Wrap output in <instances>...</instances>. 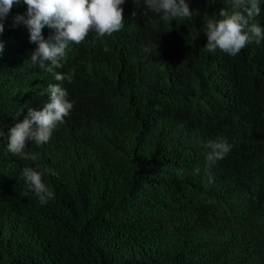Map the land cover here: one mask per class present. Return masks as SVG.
<instances>
[{"label":"trees","instance_id":"trees-1","mask_svg":"<svg viewBox=\"0 0 264 264\" xmlns=\"http://www.w3.org/2000/svg\"><path fill=\"white\" fill-rule=\"evenodd\" d=\"M185 2L191 19L165 22L125 0L120 31L69 44L54 73L75 69L73 83L31 64L28 30L13 27L26 5L12 7L0 33V264H264V40L207 52L206 22L227 0ZM56 83L69 115L28 143L36 160L10 153L8 130ZM216 137L231 149L209 165ZM25 167L53 190L46 204Z\"/></svg>","mask_w":264,"mask_h":264},{"label":"clouds","instance_id":"clouds-1","mask_svg":"<svg viewBox=\"0 0 264 264\" xmlns=\"http://www.w3.org/2000/svg\"><path fill=\"white\" fill-rule=\"evenodd\" d=\"M26 5L24 14L13 17V27L23 24L29 33V42L35 45L30 54L33 66L48 73H53L55 81L73 83L75 69L67 74L54 73V69L63 68L66 50L69 44H80L90 32L97 38L111 36L124 27L123 9L125 0H22ZM21 0H0V33L4 31L3 21L14 5ZM148 9L159 14L160 19L171 22L176 19H191L192 12L185 0H144ZM228 8H222L218 15L213 14L206 22L207 52L217 49L229 56H236L249 43L260 45L264 40V28L254 22V17L261 12V0H227ZM218 17V18H216ZM47 27L51 34L44 38L43 29ZM155 49L157 45L154 46ZM4 43L0 41V53ZM146 52L151 49L146 47ZM48 95V102L42 110L28 108L27 115L21 122L15 123L7 133V148L12 154L24 159L36 160L37 155L26 154L29 142L37 145L47 143L58 124L64 122L73 108L67 100L68 93L61 83L48 84L41 93ZM23 109H21L22 111ZM21 111L17 114L20 115ZM4 133L0 131V136ZM206 162L209 165L222 160L230 152L231 145L224 137L210 139ZM50 175L55 173L46 169ZM199 169H197V172ZM26 188L34 193L41 205L54 198V192L43 181V173L25 167L21 172Z\"/></svg>","mask_w":264,"mask_h":264}]
</instances>
